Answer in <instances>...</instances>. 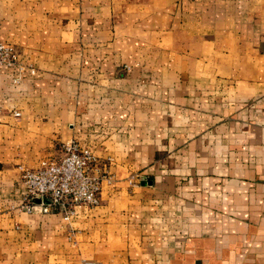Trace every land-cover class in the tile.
<instances>
[{"label": "crops", "instance_id": "crops-1", "mask_svg": "<svg viewBox=\"0 0 264 264\" xmlns=\"http://www.w3.org/2000/svg\"><path fill=\"white\" fill-rule=\"evenodd\" d=\"M0 40V264H264V0H0ZM70 138L100 203L20 207Z\"/></svg>", "mask_w": 264, "mask_h": 264}, {"label": "built area", "instance_id": "built-area-1", "mask_svg": "<svg viewBox=\"0 0 264 264\" xmlns=\"http://www.w3.org/2000/svg\"><path fill=\"white\" fill-rule=\"evenodd\" d=\"M0 66L17 68L18 75L13 77V82L26 70H35L22 61L14 44L3 40H0ZM95 161L90 147L70 138L63 142L61 155L44 158L36 166L19 164V179L24 186L20 207L44 213L56 211L64 220H70L80 206L94 208L101 201V180L105 176L93 171ZM133 176L130 175L129 181Z\"/></svg>", "mask_w": 264, "mask_h": 264}]
</instances>
